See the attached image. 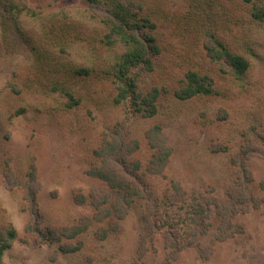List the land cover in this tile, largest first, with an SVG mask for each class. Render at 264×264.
<instances>
[{"label": "trees", "instance_id": "16d2710c", "mask_svg": "<svg viewBox=\"0 0 264 264\" xmlns=\"http://www.w3.org/2000/svg\"><path fill=\"white\" fill-rule=\"evenodd\" d=\"M168 1H181L185 13L166 8ZM84 12L47 13L30 0H0L4 16L13 20L21 39L33 52L36 62L26 91L62 102L65 114H73L85 103L91 89L102 101L126 111L129 117L153 119L163 107L164 98L173 103L216 95V75L221 74L239 85H246L252 59L264 54V0H87ZM179 5V4H176ZM0 19L4 38L9 41L8 27ZM28 27V29H27ZM82 45L83 61L73 57L74 45ZM169 61L181 69L178 80L166 84V76L173 72ZM189 66H182V62ZM204 61V62H202ZM202 62V63H201ZM211 65L212 68H208ZM179 72V73H180ZM175 75L178 74L175 72ZM159 78L158 83L145 92V79ZM31 80V84H30ZM35 80V81H34ZM152 80V81H153ZM8 87L17 96L24 90L16 82ZM245 89H248L245 87ZM19 108L15 116L26 113ZM228 116L225 110L222 111ZM130 126L119 122L103 134L101 144L94 149L87 174L101 181L105 189L94 188L90 196L78 194L79 205L90 203L92 218L81 219L71 227L42 229L38 216L41 182L35 164L29 168L26 180L17 176L11 160L5 161L4 183L8 188L22 187L30 212L38 216V223L28 231L43 237L49 244L74 240L93 223L110 222L104 230L105 238L119 227L132 211L136 200H145L148 210L144 217L147 235L161 234L173 257L187 249L197 251L201 261H207L213 246L205 247V238L218 219L214 243H224L244 234L237 224L238 215L259 209L264 200L255 198L250 171L251 154L264 147V132L256 127L244 131L246 143L232 158L236 180L226 198L213 200L197 191L188 193L180 182L171 184L169 201L177 209L170 223L159 220V206L149 178L165 177L174 149L160 125H153L144 133L148 157L134 158L142 150L141 141L131 138ZM264 190V185H262ZM160 207V206H159ZM154 210V211H153ZM162 222L161 227L155 224ZM155 229V230H154ZM18 241L17 231L3 227L0 231V264ZM78 246L60 245L63 254L75 253Z\"/></svg>", "mask_w": 264, "mask_h": 264}, {"label": "rangeland", "instance_id": "374dc122", "mask_svg": "<svg viewBox=\"0 0 264 264\" xmlns=\"http://www.w3.org/2000/svg\"><path fill=\"white\" fill-rule=\"evenodd\" d=\"M86 1L30 0V3L47 13L69 11L75 14L87 9ZM168 3L166 8L185 13L181 1ZM1 13L0 6V19ZM2 20L8 27L9 41L4 38L0 24V231L10 227L18 234V241L5 255V264H264V203L259 209L238 215L235 221L245 228V233L224 243H214L218 219H213L209 234L202 239L205 247L214 245L207 261H201L194 249L174 257L170 255L173 251L166 248L162 234L165 228L161 234L148 236L144 221L148 210L145 200L137 199L131 213L105 238L102 232L114 223H93L76 239L55 245L28 231L29 226L38 223V216L42 229L71 227L83 218L94 216L90 203L79 205L75 196L88 197L94 188H106L104 183L90 177L87 170L104 132L119 122L130 126L131 138L142 143V150L134 156L136 159L149 155L144 133L151 126H162L170 139L174 154L165 177L149 178L160 206L156 208L159 220L170 223L177 214L176 207L168 199L172 195L173 181L180 182L190 194L197 191L209 199H225L236 180V168L231 160L246 143L244 131L256 127L264 132V54L252 59L246 85L217 74L216 95L178 103L167 96L163 100V111L153 119L129 117L124 108L110 104V97L108 102L102 101L93 94V89L87 92V101L67 115L58 99L25 90L24 83L29 82L36 59L22 41L17 24L5 16ZM73 52L76 61H83L82 45H74ZM169 59L167 57L166 64L173 74H167L166 84L175 81L174 77L178 80L181 75V69L174 66L179 60ZM191 62L181 64L189 66ZM152 80L145 79L141 83L145 92L164 83L159 78ZM10 82L19 84L23 94L17 96L11 92ZM19 108L27 111L15 116ZM250 157L255 198L264 200V147L263 151L255 149ZM6 160H11L22 181L26 180L29 168L33 164L37 166L42 186L38 216L28 209L22 187H6L3 177ZM155 224L161 227L162 222ZM66 244L78 246L80 250L63 254L59 246Z\"/></svg>", "mask_w": 264, "mask_h": 264}]
</instances>
